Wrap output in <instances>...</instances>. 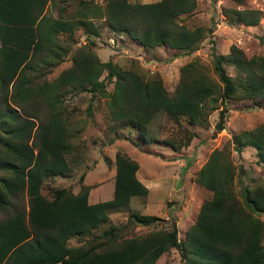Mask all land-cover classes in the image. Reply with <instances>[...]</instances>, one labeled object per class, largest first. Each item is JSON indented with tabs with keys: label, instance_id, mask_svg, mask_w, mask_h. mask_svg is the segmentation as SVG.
Instances as JSON below:
<instances>
[{
	"label": "trees",
	"instance_id": "trees-1",
	"mask_svg": "<svg viewBox=\"0 0 264 264\" xmlns=\"http://www.w3.org/2000/svg\"><path fill=\"white\" fill-rule=\"evenodd\" d=\"M75 1V10H55L53 17L45 10L53 0H0V264H154L169 248L178 250L183 264H264V185L243 184L241 168L232 164L226 148L213 149L197 171L195 182L211 196L182 240L172 221L163 230L124 236L125 227L148 226L158 219L134 211L124 224H107L92 233L105 223L108 211L126 208L131 197L147 194L135 175L137 164L120 154L114 157L110 199L88 203L90 186L83 184L75 193L60 188L49 197L41 194L43 180L69 169L65 155L75 148L69 137L80 130L63 116L62 97L74 87L87 85L106 97L110 119L133 125L144 142L146 124L156 113L203 127L208 111L219 108L213 125L218 132L224 128L225 102L264 99V56L246 57L235 45L226 55L216 54L210 45L215 78L196 57L182 64L171 91L159 76L143 78L135 64L124 69L110 57L100 61L93 51L98 34L93 19L143 49H169L174 57L189 51L202 38V28L188 29L177 19L192 11L195 0H104L102 7L91 0ZM262 11L264 16V2ZM222 13L229 25H256L260 18L248 8H224ZM78 27L85 41L72 49ZM68 53L66 68L51 80L41 78ZM224 64L233 68L234 78ZM165 143L176 150L188 141ZM230 144L237 154L252 147L256 162L264 163V123L232 134ZM19 193L27 197L26 211L12 205ZM9 209L12 213L3 216ZM72 237L80 242L69 245Z\"/></svg>",
	"mask_w": 264,
	"mask_h": 264
},
{
	"label": "rangeland",
	"instance_id": "rangeland-1",
	"mask_svg": "<svg viewBox=\"0 0 264 264\" xmlns=\"http://www.w3.org/2000/svg\"><path fill=\"white\" fill-rule=\"evenodd\" d=\"M128 1L150 3L158 0ZM91 2L102 7L104 0ZM263 2L264 0H240L238 4L232 0H195L192 11L187 16H180L177 21L188 29L201 27L202 38L193 45V49L180 50L176 57L172 56L174 51L169 49H143L127 40L123 34L110 31L103 20L93 19L98 32L93 37V51L100 61L110 57L113 63L124 69L133 68L135 64L138 74L143 78L159 76L164 88L171 91L178 81L179 67L195 57L205 65L207 74L215 78L212 58L209 56L211 44L218 55H226L230 45H235L246 57L264 56ZM224 8L255 9L260 18L256 25H229L222 13ZM46 12L56 15L50 5ZM83 36L82 28L74 30V43L70 44L72 49L84 43ZM69 55L70 53L65 55L60 64L41 78L51 80L60 70L66 68L70 64ZM224 68L234 78L233 68L229 64H224ZM105 90L110 92L111 84L106 85ZM225 105L224 128L218 132H214L213 125L219 108L208 111L206 125L203 127L188 126L184 117H178L176 121L164 113H156L146 124L145 136L148 141L144 142L133 125L110 119L106 97H101L87 85L74 87L62 97L63 116H66L72 127L80 130L69 137V142L75 145L74 150L65 155L69 169L64 175L43 180L40 192L46 197L60 188L75 193L83 184L90 186L88 193L95 197L94 201L108 200L111 198L113 185L114 157L115 154H120L137 164L135 172H138L140 178L147 179L149 195L131 197L126 208L108 211L105 223L92 233H99L107 224H124L129 211H134L154 215L158 219L148 226H127L123 230L124 236L163 230L172 221L177 230V239L182 240L186 230L195 221L200 205L211 196V191L197 184L195 178L198 169L213 149L229 150L232 164L241 168L240 181L243 184L251 185L253 181H258L264 185V163L256 162L255 150L246 146L237 154L230 144L232 134L264 123V99L228 100ZM44 111V107L40 108V119ZM38 123L37 120L36 124ZM189 134L193 136L188 139ZM166 139H174L181 145L187 140L188 144L175 150L165 143ZM239 187V183L236 184L235 190ZM11 202L14 209L26 211L27 197L24 193L17 194ZM11 213L12 210L9 209L3 216ZM260 218L264 221V213ZM79 242L80 238L68 239L69 245ZM261 243L264 245V237ZM183 263L178 250L169 248L154 264Z\"/></svg>",
	"mask_w": 264,
	"mask_h": 264
},
{
	"label": "crops",
	"instance_id": "crops-1",
	"mask_svg": "<svg viewBox=\"0 0 264 264\" xmlns=\"http://www.w3.org/2000/svg\"><path fill=\"white\" fill-rule=\"evenodd\" d=\"M142 2V1H141ZM51 8H53L54 10H62V11H69L71 12L72 10H75L77 8V1L75 0H53V2H48L46 7H45V10L47 9V6H49ZM56 12V11H55ZM57 15V14H56ZM55 15V16H56ZM52 16V15H51ZM54 17V16H53ZM93 22V21H92ZM94 24V23H93ZM79 28V27H78ZM75 30V29H74ZM73 30V32H74ZM65 35V33H62L61 36L63 37ZM83 38L85 39V34L83 36ZM84 42V40H83ZM108 59V57L106 59H104V61H106ZM139 166V165H138ZM137 174V175H136ZM137 179L147 188V195H149V184H147L145 178H140L138 176V172L135 173ZM89 199L91 200V202L89 203H96L97 201H94L95 200V197L92 196V194L89 192L88 195H87V200L89 201Z\"/></svg>",
	"mask_w": 264,
	"mask_h": 264
}]
</instances>
